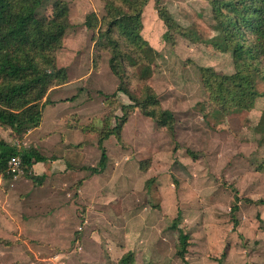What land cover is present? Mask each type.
Masks as SVG:
<instances>
[{
    "label": "rangeland",
    "instance_id": "rangeland-1",
    "mask_svg": "<svg viewBox=\"0 0 264 264\" xmlns=\"http://www.w3.org/2000/svg\"><path fill=\"white\" fill-rule=\"evenodd\" d=\"M55 1L43 0L39 14L48 17ZM65 1L70 7L69 28L57 59L68 73L62 101L71 103L63 108L75 110H62L72 125L67 130L64 124L62 133L77 148L91 141L98 145L104 125L115 124L114 115L121 116V104L130 99L123 92L106 99L120 79L111 69L110 52L94 50V31L85 24L89 13L106 15L105 1ZM158 2L182 27L198 35L191 41L169 31L156 0L148 1L138 20L139 32L158 52L149 82L164 108L175 113V134L135 109L123 126V144L114 136L106 146L114 165L96 177L95 187H87L92 198L78 200L75 195L50 204V213L74 216L70 244L35 255L25 244L29 237L0 236V264H109L104 248L122 241L136 248V264H264V202H258L264 199V78L255 75L262 95L253 109L224 113L212 107L201 82L202 69L233 73L235 61L232 51L216 49L209 41L218 33L211 0ZM129 86L137 96L142 94L139 80ZM0 129L4 132L0 138L18 143L10 128L0 125ZM73 167L93 174L84 166ZM3 178L0 184L5 187L15 177ZM82 184L83 178H76L68 193ZM11 191L10 204L0 210L14 208L18 213V201L26 197V190ZM236 195L239 209L233 214ZM180 227L190 234L185 258L178 251Z\"/></svg>",
    "mask_w": 264,
    "mask_h": 264
},
{
    "label": "trees",
    "instance_id": "trees-1",
    "mask_svg": "<svg viewBox=\"0 0 264 264\" xmlns=\"http://www.w3.org/2000/svg\"><path fill=\"white\" fill-rule=\"evenodd\" d=\"M104 1L106 15L100 18L96 13H89L85 24L94 31V50L97 54L102 50L110 52L111 69L120 79L117 90L105 94L106 99L123 92L130 102L121 104L123 113L114 115L118 120L115 124L108 122L100 131V159L96 166L84 167L93 174L102 173L107 167L109 156L105 141L114 135L123 144V126L135 109L172 134L177 123L175 113L164 108L149 82L158 52L138 30V20L149 0ZM211 2L218 33L209 41L216 49L232 51L235 71L225 74L202 69L206 98L212 107L224 113L251 110L262 95L255 75L261 74L264 78V0ZM42 3L43 0H0V125L10 128L18 142L9 143L0 138V176L13 177L7 171L8 162L19 155L23 174L36 184H41L42 179L32 173V166L47 156L37 147L25 148L24 141L28 131L40 124L42 110L50 102L46 99L49 91L68 80L67 68L58 64L57 53L69 28V3L55 1L48 17L38 12ZM156 7L169 31L179 32L191 41L198 40L197 33L176 22L158 0ZM134 79L141 82L140 96L129 86ZM235 200L231 207L233 214L239 209L240 197L236 195ZM179 219L180 215L176 221ZM178 239L179 254L185 258L191 244L190 234L180 227ZM134 261V252L127 251L110 264H134Z\"/></svg>",
    "mask_w": 264,
    "mask_h": 264
},
{
    "label": "crops",
    "instance_id": "crops-1",
    "mask_svg": "<svg viewBox=\"0 0 264 264\" xmlns=\"http://www.w3.org/2000/svg\"><path fill=\"white\" fill-rule=\"evenodd\" d=\"M69 84L56 86L49 93L51 101L48 102L42 110L41 122L38 126L30 129L24 141L25 148L37 147L43 154L47 156L44 161H39L32 166V173L42 179L40 185H35L33 180L28 176L18 175L10 179L9 184H0V207L7 209L10 203L9 195L15 188L20 192L26 190V197L18 201L20 203L19 211L16 213L13 208L11 211L0 210V236L4 239H14L15 235L27 236L25 244L36 255L37 251L45 248H61L65 249L74 237L73 223L74 216H64L63 211H55L50 213V204L64 203L65 197H74L78 195V200L89 201L88 186L95 187L94 180L101 173L90 174L87 170H80L73 166L91 167L96 166L101 153L99 146L93 145L92 141L85 145H80L79 148L74 146V142L62 133L67 127L71 129L72 125L67 122L65 112L75 110V107H65L69 101H62V90H65ZM68 124H67V123ZM65 124V127H63ZM67 124V125H66ZM0 134L4 132L0 129ZM125 134V132H123ZM92 136V135H90ZM93 137V136H92ZM114 135L105 141V146L113 143ZM7 142L11 143L4 138ZM96 143L98 137L94 136ZM72 144V145H70ZM107 148V147H106ZM109 160L104 172L109 171L114 165L112 155L107 150ZM117 157V156H116ZM115 158L118 159L119 157ZM121 162V161H120ZM85 169V168H84ZM103 173V172H102ZM76 178H83V184L73 191L71 185ZM4 181L3 176H0V183ZM8 190V192L6 191ZM62 192V193H61ZM64 192V193H63ZM65 195V196H64ZM92 198V197H90ZM3 208V209H4ZM90 220L86 218V223ZM62 235V237H61ZM30 239L37 242H30ZM3 242V241H2ZM3 243H7L3 242ZM6 248L14 250V245H5ZM104 252L108 255L109 264L113 260H118L125 252L133 251L135 254L134 264L137 262L138 253L136 248L125 242L117 244H108L104 248ZM37 253V254H38Z\"/></svg>",
    "mask_w": 264,
    "mask_h": 264
},
{
    "label": "built area",
    "instance_id": "built-area-1",
    "mask_svg": "<svg viewBox=\"0 0 264 264\" xmlns=\"http://www.w3.org/2000/svg\"><path fill=\"white\" fill-rule=\"evenodd\" d=\"M7 171L11 173L13 177L18 176L21 172H23L22 159L19 155H15L9 160Z\"/></svg>",
    "mask_w": 264,
    "mask_h": 264
}]
</instances>
